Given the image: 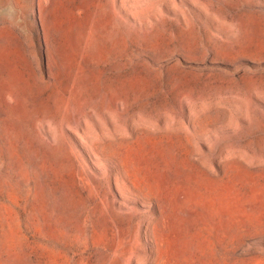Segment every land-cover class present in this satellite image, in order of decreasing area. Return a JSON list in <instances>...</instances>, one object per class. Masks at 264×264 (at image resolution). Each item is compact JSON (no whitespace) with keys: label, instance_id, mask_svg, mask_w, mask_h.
Listing matches in <instances>:
<instances>
[{"label":"rangeland","instance_id":"obj_1","mask_svg":"<svg viewBox=\"0 0 264 264\" xmlns=\"http://www.w3.org/2000/svg\"><path fill=\"white\" fill-rule=\"evenodd\" d=\"M0 264H264V0H0Z\"/></svg>","mask_w":264,"mask_h":264}]
</instances>
